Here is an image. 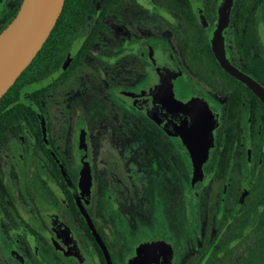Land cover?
<instances>
[{
	"label": "flooded vegetation",
	"instance_id": "obj_1",
	"mask_svg": "<svg viewBox=\"0 0 264 264\" xmlns=\"http://www.w3.org/2000/svg\"><path fill=\"white\" fill-rule=\"evenodd\" d=\"M62 46L0 145V264H264V102L233 74L264 89V0H90Z\"/></svg>",
	"mask_w": 264,
	"mask_h": 264
},
{
	"label": "water",
	"instance_id": "obj_2",
	"mask_svg": "<svg viewBox=\"0 0 264 264\" xmlns=\"http://www.w3.org/2000/svg\"><path fill=\"white\" fill-rule=\"evenodd\" d=\"M65 0H23L15 18L0 33V99L32 62L54 28ZM223 23L220 14L219 26ZM213 48L218 61L226 65L227 58L219 31L214 33ZM264 102V89L238 72Z\"/></svg>",
	"mask_w": 264,
	"mask_h": 264
},
{
	"label": "trees",
	"instance_id": "obj_3",
	"mask_svg": "<svg viewBox=\"0 0 264 264\" xmlns=\"http://www.w3.org/2000/svg\"><path fill=\"white\" fill-rule=\"evenodd\" d=\"M90 0H65L62 12L52 29L47 40L43 44L40 51L36 54L32 62L21 73L16 82L9 88V90L0 99V145L2 144L6 135L14 129L17 115L19 111L29 109L19 103L20 88L18 85L20 81L30 73L33 68L42 71L41 66H46L62 52V41L68 39L72 32H75L83 15V8L89 6ZM55 62V61H52Z\"/></svg>",
	"mask_w": 264,
	"mask_h": 264
},
{
	"label": "rangeland",
	"instance_id": "obj_4",
	"mask_svg": "<svg viewBox=\"0 0 264 264\" xmlns=\"http://www.w3.org/2000/svg\"><path fill=\"white\" fill-rule=\"evenodd\" d=\"M107 94V93H106Z\"/></svg>",
	"mask_w": 264,
	"mask_h": 264
}]
</instances>
